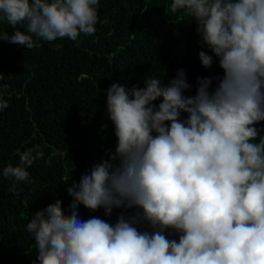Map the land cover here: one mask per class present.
<instances>
[{"label":"clouds","instance_id":"obj_1","mask_svg":"<svg viewBox=\"0 0 264 264\" xmlns=\"http://www.w3.org/2000/svg\"><path fill=\"white\" fill-rule=\"evenodd\" d=\"M98 2L0 0V21L16 29L0 40L32 49L39 39L91 36ZM170 11L195 20L223 75L197 77L195 95H185L184 69L167 84L155 76L143 88L110 85L117 146L68 187L70 214L59 199L34 213L27 232L36 264H264V129L256 126L264 121V0H173ZM214 56L201 50L202 66L211 69ZM17 151L19 164L3 176L30 183L44 151ZM80 204L124 211L115 224L85 220ZM144 223L151 232L138 229Z\"/></svg>","mask_w":264,"mask_h":264},{"label":"trees","instance_id":"obj_2","mask_svg":"<svg viewBox=\"0 0 264 264\" xmlns=\"http://www.w3.org/2000/svg\"><path fill=\"white\" fill-rule=\"evenodd\" d=\"M172 2L99 0L91 36L39 39L41 46L32 49L0 40V100L8 101L0 110V264H36L37 245L27 232L34 213L59 199L70 214L68 187L115 150L117 137L107 115L112 83L143 88L144 79L158 76L167 84L184 69L191 85L185 95H195L197 77L223 75L218 58L199 43L195 20L172 13ZM15 30L0 21V32ZM201 50L214 56L211 69L202 66ZM256 126L264 129V121ZM33 145L45 155L29 167L31 182L4 177V167L19 164L17 150ZM78 211L82 219L96 216L115 224L124 210L114 208L108 216L103 208L80 204ZM137 227L152 231L147 223ZM166 235L179 239L172 230Z\"/></svg>","mask_w":264,"mask_h":264}]
</instances>
